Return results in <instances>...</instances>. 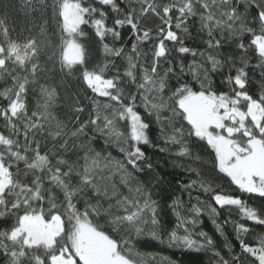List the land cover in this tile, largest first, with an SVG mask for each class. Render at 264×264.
<instances>
[{
  "label": "snow or ice",
  "instance_id": "6c2138e0",
  "mask_svg": "<svg viewBox=\"0 0 264 264\" xmlns=\"http://www.w3.org/2000/svg\"><path fill=\"white\" fill-rule=\"evenodd\" d=\"M230 0H223L227 4ZM106 6H113L114 0H101ZM244 5L243 14H252L253 23L264 25V7L257 0H236V5L225 13L227 21H216L217 27L226 25L230 33L235 32L233 25L241 19L238 15L240 5ZM118 7V6H116ZM207 7V5H204ZM115 10V8L113 9ZM185 10L189 15H195L191 4H186L179 9L180 15ZM165 9V14H168ZM106 15V13H101ZM205 19L211 20L212 16ZM97 23H100L97 21ZM121 22L116 21L119 25ZM131 30L135 25L129 21ZM208 27L207 24L204 25ZM179 29L180 25L177 24ZM241 30L246 29L253 35L255 29L251 26L245 27L244 23L239 24ZM184 31H187L185 28ZM213 30L209 29V36L212 37ZM100 34L98 33V36ZM148 35L147 32L144 33ZM119 36V33H117ZM251 40V45L256 48L255 55L258 60L252 63L251 57L247 61L240 60L242 66L233 65L234 71L224 73L223 62L210 52H201L206 56L208 67L199 63L190 62L187 75L190 81L172 85L166 75L159 83L158 91L161 93L159 102H149L145 97V108L150 109L156 124L159 126V138L163 141L164 147L155 145L150 136V124L145 122L132 107L125 106L119 114V119H129L130 134L128 139L123 140V145L118 150L124 155V160L111 159L105 161L103 168L108 175L96 179L95 169L100 167L99 153L94 157L85 154L86 163L82 172L77 171L75 175L79 178V186L72 188L63 177H70L73 173L68 169L61 175V169L57 168L55 173L50 174L48 183L50 187L45 188L43 182L35 177L32 184L21 186L14 183L10 167L5 166L3 157H0V220L8 221L14 219L15 223H9L6 228L0 230V256L4 258V264H24L33 249L43 248L48 255L46 257L34 256L31 264H179L168 255H157L155 253L137 252L133 237L146 236L168 248L184 249L211 253L215 264H244L245 258L249 264H264V207H257L249 203L250 198H260L264 203V37ZM166 39L175 42L178 37L175 33L169 32ZM220 39L206 41L207 48H222ZM31 44L24 46L25 51L21 52L18 44L10 45L8 55L15 57L21 64L30 60L36 55L35 50L31 55L27 49ZM237 47L241 53L247 52V48L241 41ZM135 50V45H133ZM181 57L189 55L196 56L197 52L187 46L178 48ZM4 55V48L0 46V57ZM116 55H120L118 51ZM156 57H166V50L161 41L156 52ZM229 56L228 60L231 61ZM238 59H240L238 57ZM131 61V57H129ZM6 61L0 58V67H4ZM181 77L184 73V61H180ZM37 65H32V73L35 75ZM135 67V65H130ZM258 69L260 76L253 81L260 88L259 99L254 100L250 94L251 77L250 70ZM155 71V70H153ZM174 69L169 73L174 74ZM214 74H219L221 82L229 85L230 91H219ZM126 76L132 77L131 71H126ZM82 78L85 86L96 96L106 98L116 103H122L120 96L114 94L119 91L113 79H103L95 72L83 70ZM134 79V77H133ZM179 80V78H178ZM27 80L19 85L16 98L11 100L2 115L7 118L11 113L13 118H18L21 113L27 115V103L21 99V93L27 92ZM10 91V90H9ZM42 94L47 98L45 109L56 96L55 89L49 91L41 89ZM234 92V94H232ZM7 99L8 93L3 94ZM134 99V98H133ZM248 102V111L244 112L239 108L241 101ZM93 104H98L94 101ZM105 104L104 107H109ZM83 112L82 107L75 109ZM170 112L171 115H165ZM37 113L33 112L32 117ZM47 116V112H45ZM179 117V120L177 119ZM92 125H97L99 117L92 119ZM10 127H15L9 121ZM33 127L42 125L33 124ZM88 125L85 123L78 131L83 132ZM107 129L109 138L121 139L123 133L113 127V120L105 117L104 127ZM60 133L55 134L59 137ZM76 132H73V136ZM243 137L241 142L240 137ZM0 144L11 146L13 141L0 133ZM167 145L176 146V150L169 152ZM194 145L200 149L202 154H195L193 157ZM141 146L154 147L157 151L168 153L174 159L171 164L174 168H180L190 174V182L180 185V195L175 192L172 195L168 208L175 217V223L166 227L160 216V202L154 198L152 188L162 184L163 177L156 171L150 162L151 158ZM66 147V144L64 145ZM15 158L21 160L17 152H11ZM35 161L29 163V169L43 171L49 160L45 153H42L37 145ZM194 164L181 163V160H193ZM64 163L63 160L60 161ZM120 176V182L128 189V195L122 196L119 188L112 182V177ZM142 174V175H141ZM234 186V189L249 199L246 201L241 195L225 193L224 186L219 183ZM19 188V192L15 190ZM55 188L57 191H53ZM90 188L95 202L91 198L85 199L83 206L76 199L80 193ZM219 189V192H217ZM203 191L211 194L208 200H201L195 197L192 203V192ZM15 192L16 199H13L9 207L7 197ZM188 194V201L181 196ZM102 200L115 201L104 207ZM210 201H214V207ZM24 209L23 214L14 213L13 210ZM229 211L235 208L240 220L228 221L234 227L236 240L239 245V253L225 235L224 227L218 222L221 209ZM207 215L218 232L225 239L224 247L227 253L224 254L218 248L213 236L202 228L201 217ZM99 216L110 222L112 232L95 227L90 223L89 218ZM255 241V245L249 243ZM6 241V242H5ZM136 257H142L137 261Z\"/></svg>",
  "mask_w": 264,
  "mask_h": 264
},
{
  "label": "trees",
  "instance_id": "16d2710c",
  "mask_svg": "<svg viewBox=\"0 0 264 264\" xmlns=\"http://www.w3.org/2000/svg\"><path fill=\"white\" fill-rule=\"evenodd\" d=\"M257 2L260 3V0ZM67 3L75 4L82 12V22L73 31H64L61 25V7ZM189 3L195 15L190 16L187 10L180 15L179 9ZM235 5L236 0H230L227 4L223 3V0H114L113 6H106L101 3V0H0V46L3 47L5 41L22 47L31 44L30 51L33 52L34 49L36 53L23 66L5 53L0 57L6 61L4 67H0V94L8 93L7 99L0 95V133L13 141L10 147L0 144V157H3L5 166L10 167L14 183L21 186L29 185L35 177H38L45 188H48L50 174L55 173L59 168L62 176L65 171L71 169L73 174L63 178L72 188L78 187L79 178L75 172H82L85 164L90 163V159L85 160L86 152L89 157H94L96 153L100 154L98 158L100 167L95 169L96 179L99 180L102 176L108 175L107 170L103 168L105 161L113 158L125 159L118 150L123 145V140L128 139L130 134V118L119 119V114L125 106L132 107L145 122L150 124V136L153 143L164 147L163 141L159 138V126L154 116L149 114L151 110L145 108L144 98L147 97L149 102H159L161 95L158 91L159 83L166 75L172 85L178 82L183 83L185 80L190 81V76L187 75V65L190 62L208 67L207 58L200 55L201 52H210L219 58L223 62L225 74L234 71L233 65L242 66L240 60L247 61L251 57L253 64L258 60L255 55L256 48L251 45V40L255 36L264 37V25L254 24L251 13L245 16L243 4L240 5L237 13L241 19L233 25L236 30L234 33H230L226 25L216 26L217 20L232 23L227 15L222 13ZM261 6L264 7V4ZM165 9L169 10L167 15ZM209 16H212L211 20L205 19ZM117 20L121 22L119 25L116 24ZM129 21L136 26L134 31L131 30ZM241 23H244L245 27H253L254 34L250 35L248 32L242 35L237 34ZM177 24L180 25L179 29L176 28ZM205 24L208 25L207 28L204 27ZM185 28L187 31H184ZM209 29L213 30L212 37L209 36ZM145 32L148 33L147 36L144 35ZM169 32L175 33L178 37L175 42L165 38ZM221 32H223L222 48H207L205 42L213 38L220 39ZM68 40L77 45L80 50L81 58L78 62L69 63L62 58V48ZM161 41L166 50V57L155 56ZM241 41L246 46L247 52L241 53L237 47ZM181 46L195 50L197 55L181 57L178 52ZM118 51L120 55H116ZM229 56L232 57L231 61L228 60ZM182 59L185 74L181 77L180 61ZM33 64L38 66L35 75L32 73ZM169 69H174V74L169 73ZM83 70L95 72L103 79H113L119 89L114 94L120 96L122 103L118 104L92 93L83 82ZM126 71H131L133 76H126ZM259 76L258 69L250 70V94L253 95L254 100L259 99L260 88L253 81ZM213 79L216 80L219 91H230V86L221 82L219 74H214ZM25 80L28 82L27 92L21 93V99L27 103V115L21 113L18 118H13L11 113H8L7 118L3 117L4 109L11 100L16 98L19 85ZM42 88H47L49 91L55 89L56 92V96L48 104L47 109L44 107L47 98L42 94ZM94 101H98V104L94 105ZM106 103L110 106L104 107ZM77 107H82L84 111H76ZM239 108L247 112L248 102L242 100ZM33 112L37 113L36 117H32ZM165 115H171V113L168 112ZM97 117H99L98 124L92 125L90 121ZM105 117L113 120V127L123 133L119 141L115 137L109 138L107 129L99 130L104 127ZM177 119L179 120V117ZM10 120L15 127L9 126ZM34 123L42 127L34 128ZM85 123L88 127L83 132L78 131ZM57 132L60 133L59 137L55 136ZM73 132H76L75 136ZM243 139L241 136V142ZM65 144L66 147H64ZM37 145L42 153L47 154L49 160L43 171L27 167L29 163L35 161L34 152ZM141 147L151 158L150 162L154 166V171L163 177L164 182L154 186L152 192L154 198L160 202L162 223L166 227H171L175 223V217L168 208V203L175 192L180 195V185L190 182V174L180 168H174L171 164L174 157L170 154L159 152L154 147ZM167 147L169 152L176 150L174 145H167ZM190 147L193 149V157L196 153L202 154L194 145ZM11 152L25 156V159L21 160L19 156L14 158ZM61 160L64 161L63 164L60 163ZM181 163L194 164L195 161L193 158V160H181ZM112 182L117 185L122 196L129 194L128 189L120 182L118 174L112 177ZM219 183L224 186L226 194L241 195L248 201L249 198L238 193L234 186L224 181ZM52 190L57 191L55 188ZM15 192H19V188ZM15 192L7 197L9 207L13 199L17 198ZM210 195V193L193 190L192 203H195L196 196H199L201 200H208ZM88 198L95 202L96 197L90 188L76 197L80 201V206H83L85 199ZM181 198L188 201V194L183 193ZM210 202L218 208L214 201ZM109 203L115 204V201L102 200L104 207H107ZM249 203L264 207V203L257 197L250 198ZM4 210L0 207V211ZM219 211L221 215L218 217V222L223 225L225 235L232 243L234 251L239 253L234 227L228 222L239 221V213L235 208L230 211L227 208ZM13 212L23 214L24 209L13 210ZM92 219L98 223L105 220L101 217L97 220L96 216ZM201 219L203 230L213 236L218 248L226 254L224 237L216 232L207 215H203ZM9 223H15L14 219L0 220V230L6 228ZM104 230L112 232L110 225L105 226ZM112 234L117 235L115 232ZM133 239L137 252L168 255L179 264H215V258L211 257V253L168 248L146 236L133 237ZM249 243L255 245V241L249 240ZM47 255L43 248L33 249L29 257L24 260V264H31V258L34 256L46 257ZM136 259L141 261L142 257H136ZM0 264H4L3 256H0ZM143 264L147 262L144 261ZM244 264H249L247 258Z\"/></svg>",
  "mask_w": 264,
  "mask_h": 264
},
{
  "label": "rangeland",
  "instance_id": "374dc122",
  "mask_svg": "<svg viewBox=\"0 0 264 264\" xmlns=\"http://www.w3.org/2000/svg\"><path fill=\"white\" fill-rule=\"evenodd\" d=\"M61 25L62 29L64 31H73L78 27V25L82 22V12L79 10V8L75 4H64L61 7ZM169 34V33H168ZM167 34V36H168ZM264 42V41H262ZM14 43L10 41H5L4 43V53L8 55L10 45ZM24 47L21 46V52H24ZM27 53L29 55L32 54L30 49H27ZM62 58L69 63L78 62L81 58V53L77 45H75L72 41H67L66 44L62 48ZM15 59V57H12ZM249 107V105H248ZM248 111V109H247Z\"/></svg>",
  "mask_w": 264,
  "mask_h": 264
},
{
  "label": "clouds",
  "instance_id": "9594fccd",
  "mask_svg": "<svg viewBox=\"0 0 264 264\" xmlns=\"http://www.w3.org/2000/svg\"><path fill=\"white\" fill-rule=\"evenodd\" d=\"M260 3H261V4H264V0H260ZM235 31H236V30H235ZM246 31H247L246 29L241 30V29L239 28L237 34L242 35V34H243L244 32H246ZM256 39H260V37H257ZM89 219H90V223H92L93 226L98 227V228H100V229H104L105 226L110 225V222L107 221V220H104L103 222H99V223H98L97 221H94V220L91 219V218H89ZM97 220H99V216H97Z\"/></svg>",
  "mask_w": 264,
  "mask_h": 264
}]
</instances>
